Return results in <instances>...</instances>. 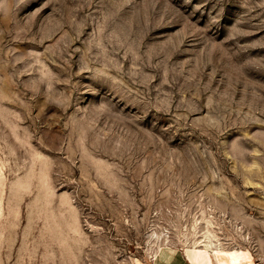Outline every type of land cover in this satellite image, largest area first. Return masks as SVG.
I'll list each match as a JSON object with an SVG mask.
<instances>
[{
    "label": "rangeland",
    "instance_id": "rangeland-1",
    "mask_svg": "<svg viewBox=\"0 0 264 264\" xmlns=\"http://www.w3.org/2000/svg\"><path fill=\"white\" fill-rule=\"evenodd\" d=\"M211 234L264 264V0H0V264Z\"/></svg>",
    "mask_w": 264,
    "mask_h": 264
},
{
    "label": "crops",
    "instance_id": "crops-1",
    "mask_svg": "<svg viewBox=\"0 0 264 264\" xmlns=\"http://www.w3.org/2000/svg\"><path fill=\"white\" fill-rule=\"evenodd\" d=\"M155 260L156 264H216L212 256L194 249L182 251L166 248L160 254L157 253Z\"/></svg>",
    "mask_w": 264,
    "mask_h": 264
},
{
    "label": "bare ground",
    "instance_id": "bare-ground-1",
    "mask_svg": "<svg viewBox=\"0 0 264 264\" xmlns=\"http://www.w3.org/2000/svg\"><path fill=\"white\" fill-rule=\"evenodd\" d=\"M213 236L214 235H212V234L208 238H206V236H205L206 239L200 241L199 246L204 248V250L208 251L211 254L212 259L214 260V262L216 264H228V263L229 264H238L236 259L233 258L232 255L229 254L228 251L219 248L218 244L214 243V241L212 240L213 238L212 239L210 238V237H213ZM196 242H198V239H197ZM226 245L234 246V245H231V244H226ZM234 247H237V246H234ZM159 249H161V248H159ZM157 253H158V251H157ZM157 253L155 254V256L157 255Z\"/></svg>",
    "mask_w": 264,
    "mask_h": 264
},
{
    "label": "built area",
    "instance_id": "built-area-1",
    "mask_svg": "<svg viewBox=\"0 0 264 264\" xmlns=\"http://www.w3.org/2000/svg\"><path fill=\"white\" fill-rule=\"evenodd\" d=\"M180 250H182V251H186L187 248H180ZM197 250H199V249H197Z\"/></svg>",
    "mask_w": 264,
    "mask_h": 264
}]
</instances>
